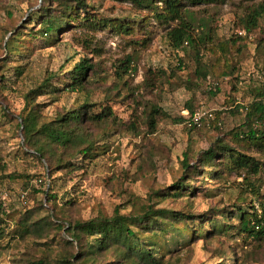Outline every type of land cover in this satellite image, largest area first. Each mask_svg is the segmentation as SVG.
<instances>
[{
    "label": "rangeland",
    "instance_id": "rangeland-1",
    "mask_svg": "<svg viewBox=\"0 0 264 264\" xmlns=\"http://www.w3.org/2000/svg\"><path fill=\"white\" fill-rule=\"evenodd\" d=\"M49 1L0 0V264L66 250L64 229H48L41 239L19 236L20 217L36 208L39 218L52 220L110 217L115 209L128 216L149 208L182 213L195 219L158 215L161 235L155 227L137 236L158 264H264V235L248 236L239 227L241 213L263 214L264 152L252 141L234 139L247 132V106L259 100L254 96L264 82V19L250 31L241 23L262 0L182 2L195 42L181 49L166 38L177 22L162 0H82L84 7L69 2L67 23L44 35L43 13L49 8L57 17L63 10ZM209 35L211 41H199ZM83 60L91 69L82 87L70 90L71 72ZM84 103L91 106L89 115L110 114L81 127L92 143L89 154L50 175L47 162L24 144L19 118L33 108L39 127ZM197 109L212 119L189 128L190 112ZM217 140L254 158L257 173L245 169L217 179L199 173L184 177L188 189L174 195L185 156L192 165ZM73 152L61 154L72 160Z\"/></svg>",
    "mask_w": 264,
    "mask_h": 264
},
{
    "label": "trees",
    "instance_id": "trees-1",
    "mask_svg": "<svg viewBox=\"0 0 264 264\" xmlns=\"http://www.w3.org/2000/svg\"><path fill=\"white\" fill-rule=\"evenodd\" d=\"M50 2L49 0H46ZM59 5L63 7V10L59 14L54 16L49 12V8L43 13L44 19L40 22L41 28L39 29L44 35H53L58 33L63 24H66L64 19L66 16L65 11L68 12L71 5L69 2H75L80 7L83 6L82 0H56ZM197 5L199 3H211L215 0H162L163 10L166 15L173 22H177L175 27L169 29L166 32V38L170 45L174 49H181L184 43L192 44L195 42L193 38L194 28L192 24L185 18L184 8L185 3ZM49 12V14H48ZM264 19V0L260 1L254 7L250 8L245 16L241 18L243 29L250 31L258 26L260 20ZM18 33H11V40ZM212 37L202 38L200 42L211 41ZM8 48V44H7ZM10 53V51L8 52ZM197 59V57H196ZM196 64L199 65L200 61L196 60ZM200 67V66H199ZM91 69L89 64L83 60L77 63L73 72H71L70 80L67 88L75 90L82 87V83L85 77V73ZM201 73L202 77H206L205 72ZM264 77V76H263ZM52 81V77L46 79L43 86H47ZM42 86H39L38 91ZM37 91V90H36ZM36 91L30 92L35 94ZM259 100H252L247 106L245 113V125L248 130L246 133H242L240 138L239 134L234 135V139L237 141H252L257 147V151L264 152V82L257 89V93L254 96ZM28 98V97H27ZM35 107V106H33ZM88 104H82L70 111H66L57 116L52 123L42 124L37 127L36 114L33 108L27 116L20 117L21 123L18 124L21 127L24 144L27 148L31 149L33 153L39 158L47 162L49 167V173L54 174L67 166L71 165L72 161L81 157L82 155H88L89 149L92 147V143L88 140L82 128L85 122L93 121L95 123L103 122L106 120L110 112L107 114H92L89 115ZM192 110L190 114L193 112ZM157 113L158 110L154 109ZM35 114V116L33 115ZM154 122H151L153 126ZM259 125L258 128L252 126ZM83 126V127H82ZM255 126V125H254ZM82 127V128H81ZM189 128H198L190 126ZM52 148H58L61 153H65L69 150H73V154L70 156L72 160H65L61 153L57 154ZM223 155V156H222ZM192 165H190L188 158L182 160L181 165L183 167V175L181 179L176 183V187L173 191L174 195H178L181 191L188 189L189 184L185 183L184 177L187 179H194L196 174L201 173L202 177L212 174L215 179L220 178L221 175L230 172H239L242 170H248L252 174H256L258 170V162L247 155L242 154L231 145L225 144L221 140H217L207 150L200 152ZM213 167V171H207V169ZM207 168V169H206ZM203 180V179H202ZM264 200V195L262 196ZM46 199H51L46 193ZM38 208L28 210L23 213L19 219V224L22 229L19 234L20 237L24 235L35 233L38 239H41L45 235L47 230H59L64 229L65 235L70 240L61 239L66 246V250L60 255L51 252L49 256H44L35 260H24L20 264H80L83 261H90L91 264H158L150 253V248L144 250L143 247L138 244L137 236L145 235L149 233L150 229L157 227V233L159 235L164 230L162 225L158 224L156 217L170 216L171 220L181 221L187 223L195 218H187L189 215L183 216L182 213H173L171 211L164 210H152L147 209L141 215L128 216L123 215L115 209L114 213L110 217L99 216L90 220H71L68 218H55L46 216L39 218L37 215ZM260 216L253 212L252 214L241 213L239 217L240 231L247 233L248 236L259 237L264 235V201L261 204ZM206 221H209L207 219ZM61 222V223H60ZM136 227V231L133 230ZM224 231V230H223ZM226 231V229H225ZM215 232V231H214ZM218 232V231H217ZM3 231L0 229V238L3 237ZM41 233H44L41 235ZM139 234V235H138ZM215 234H210L208 237ZM154 232L148 236V239L152 241ZM134 240L136 244L133 245ZM140 243V242H139ZM70 248V249H69ZM75 253H74V250ZM232 257L234 253L231 252ZM76 254V255H75ZM111 258L107 262L108 258Z\"/></svg>",
    "mask_w": 264,
    "mask_h": 264
},
{
    "label": "built area",
    "instance_id": "built-area-1",
    "mask_svg": "<svg viewBox=\"0 0 264 264\" xmlns=\"http://www.w3.org/2000/svg\"><path fill=\"white\" fill-rule=\"evenodd\" d=\"M203 119H212V114L209 112H203L200 109L193 111L188 118V126L200 127Z\"/></svg>",
    "mask_w": 264,
    "mask_h": 264
}]
</instances>
